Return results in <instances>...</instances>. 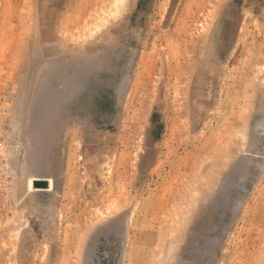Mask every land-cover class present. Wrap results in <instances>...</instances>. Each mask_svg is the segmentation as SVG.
I'll return each instance as SVG.
<instances>
[{"label":"rangeland","instance_id":"374dc122","mask_svg":"<svg viewBox=\"0 0 264 264\" xmlns=\"http://www.w3.org/2000/svg\"><path fill=\"white\" fill-rule=\"evenodd\" d=\"M0 264H264V0H0Z\"/></svg>","mask_w":264,"mask_h":264},{"label":"water","instance_id":"95a60500","mask_svg":"<svg viewBox=\"0 0 264 264\" xmlns=\"http://www.w3.org/2000/svg\"><path fill=\"white\" fill-rule=\"evenodd\" d=\"M35 184H36V185H43V186L45 185V183L42 182V181H36Z\"/></svg>","mask_w":264,"mask_h":264}]
</instances>
